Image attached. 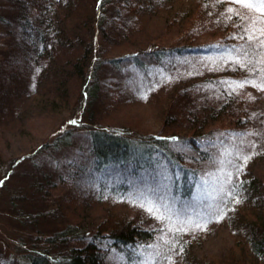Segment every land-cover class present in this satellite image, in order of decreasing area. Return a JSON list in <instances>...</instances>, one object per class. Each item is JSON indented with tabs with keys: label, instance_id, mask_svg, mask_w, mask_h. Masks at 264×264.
<instances>
[{
	"label": "trees",
	"instance_id": "16d2710c",
	"mask_svg": "<svg viewBox=\"0 0 264 264\" xmlns=\"http://www.w3.org/2000/svg\"><path fill=\"white\" fill-rule=\"evenodd\" d=\"M213 1V5L211 0L198 2L204 11L201 22V16L195 12L192 14L197 16L185 22V10L175 9L176 0H94V15L83 20H77L74 0H35L27 11L31 19H26L24 13L16 19H21L20 26L27 32L30 43L16 59L7 61V67L21 68L31 61V54L35 60L48 59L42 69L46 79L39 86L44 91L37 93L33 100L43 110L54 114L65 110L71 77L83 79L80 106L75 116L64 121L62 131L52 143L37 149L66 145L73 130L80 127L86 131L90 143L89 175H98L100 184L102 182L110 194L118 198L127 196L128 192H137L135 194L142 195L143 199L157 203L166 201L162 199L169 194L173 197L170 200L174 201L176 211L182 215L192 205L189 195L193 193L197 178L207 174L209 169L223 166L213 155L212 145L222 139L228 129L246 131L244 135L247 136L252 133L253 147L249 157L251 162H262L261 177L264 178V19L259 22L256 21L258 18L241 16L237 11L227 16L220 8L225 4L224 0ZM154 7L164 9L166 16L172 15L168 20L177 23L178 33L197 35L200 28L205 27L220 30L222 33H218L222 37L207 43L169 44L159 48L148 42L145 48L140 47L127 54L106 58L99 54L101 43L105 42L104 34L108 27H114L110 22L113 17L116 21L115 17L124 18L133 12H146ZM4 20L0 17V22ZM55 49L58 54L53 56ZM212 51L222 54L213 65L197 66L186 61L188 65L181 68H166L170 77L166 97L159 106V118L175 124L173 131L184 135L174 132L139 135L127 128L113 130L95 124L92 116L89 123L83 122L87 100H93L101 91L97 74L103 64L115 68L130 65L138 71L150 64L159 65L170 57L175 61L187 60V56ZM143 84L141 87L147 90V85ZM135 93L133 98L137 97ZM219 120L226 127H214ZM18 161L15 160L14 164ZM240 170L239 181H231L227 202L220 203L217 210L196 218L199 227L196 225L190 230L188 238L179 235L173 248L171 242L162 243L163 247L150 264H206L197 259L196 249L201 243L197 238L206 237L211 228L222 225L231 232L237 248L247 245L251 249L252 264L264 263V186H260L261 179L252 174L249 176L247 164L240 165ZM10 173L11 170L6 171L2 183ZM35 184L41 192L42 184ZM244 204L249 205L247 212L238 216V207ZM154 233L147 217L144 220L126 212L119 215L108 212L90 228L77 230L67 227L55 232L51 238L71 244L67 245L65 252L60 255L42 251L29 254L28 263L115 264L111 254L123 259L115 260L117 264L136 262L140 261L143 253L140 249L155 239Z\"/></svg>",
	"mask_w": 264,
	"mask_h": 264
},
{
	"label": "rangeland",
	"instance_id": "374dc122",
	"mask_svg": "<svg viewBox=\"0 0 264 264\" xmlns=\"http://www.w3.org/2000/svg\"><path fill=\"white\" fill-rule=\"evenodd\" d=\"M199 1L176 0L175 9L185 10V22L197 14L201 16V22L204 11L198 5ZM212 1L211 4H215ZM223 2L225 4L220 8L227 16L237 11L241 16L258 18L256 21L259 22L264 19V15L243 8L232 0ZM93 3L94 0H74L77 20L94 15ZM34 4L35 0H0V17L5 19L0 22V183L6 171L11 170L0 187V264H29V254L40 251L60 255L71 244L65 241L60 243L51 238L55 232L67 227L77 230L82 227L90 228L108 212L118 215L126 212L133 217L149 219L155 230V239L140 249L143 251L140 261H127V264H150L154 260L153 256L163 247L162 243L171 242L173 248L179 235L188 238V232L196 228V218L217 210L220 203L227 202L231 181L238 182L240 179V165L247 164L249 176L252 174L258 177L262 183L260 186H264V178L261 177L262 162H251L252 158L246 162L244 159L245 156H250L253 147L250 137L252 133L244 135L246 131L233 132L228 129L224 137L212 145L213 155L223 164L221 167L229 169L222 170L217 166L197 178L193 193L189 195L192 205L184 215L176 211L174 201L170 200L173 197L169 194L162 199L166 201L158 203L143 199L142 195L135 194L137 192H128L127 196L118 198L110 194L109 189L102 182L100 184L98 175H89L90 166L87 160L91 156L90 143L86 131L80 127L73 130L67 142L65 141L66 145L37 149L39 146H46V143H52L62 131L64 121L75 116L76 109L80 106V86L83 79L78 76L71 77L65 110L63 113L54 114L43 110L33 100L37 93L44 91L39 86L46 79L42 69L49 62L48 59L35 60L31 54V61H25L28 64L21 68L17 67L16 70L15 66L7 67V61L10 58L16 59L25 49V45L30 43L27 32L20 26L21 19H16L23 13L26 19H31L27 11ZM162 10L164 9L154 7L146 12H133L134 14L124 18L115 17L116 21L113 15L106 14L107 17H113L110 22L114 27H108L104 34L105 42L101 43L99 54L105 58L127 54L140 47L145 48L148 42L158 48L190 42L201 44L218 40L221 36L218 33H222L220 30L205 27L200 28L197 35L178 33L177 23L168 20L172 19V15L166 16V11ZM194 12L197 14L193 15ZM57 54L55 49L52 55ZM220 57L222 54L218 51L187 56V60L175 61L170 57L159 65L150 64L148 68L138 71L130 65L115 68L103 64L97 74L101 91L93 100H87L88 105L83 110L82 120L89 123L92 116L94 119L91 120L99 126L118 131L127 128L139 135L173 134L175 124L171 125L169 121L163 122L159 118V106L166 97L170 77L166 68H181L188 63L210 66L217 59H221ZM142 83L147 85V90H143ZM135 91L137 97L133 98ZM213 126L226 127L222 120ZM15 160L19 161L14 164ZM37 182L42 184L41 192L35 184ZM248 207L247 204L240 205L237 215L247 212ZM207 234L206 237L197 238L201 239L196 249L199 262L252 264L251 249L247 245L242 249L237 248L236 240L226 225L213 227ZM111 259L115 264V260L123 261L117 254H111Z\"/></svg>",
	"mask_w": 264,
	"mask_h": 264
},
{
	"label": "snow or ice",
	"instance_id": "6c2138e0",
	"mask_svg": "<svg viewBox=\"0 0 264 264\" xmlns=\"http://www.w3.org/2000/svg\"><path fill=\"white\" fill-rule=\"evenodd\" d=\"M232 2L239 4L243 8L255 10L261 15H264V0H232ZM244 159L247 162L251 157L245 156ZM197 227H199V225H197Z\"/></svg>",
	"mask_w": 264,
	"mask_h": 264
}]
</instances>
